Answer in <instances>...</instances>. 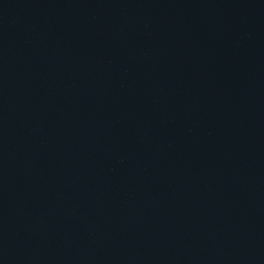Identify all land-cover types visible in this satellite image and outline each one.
Masks as SVG:
<instances>
[{"label":"water","instance_id":"water-1","mask_svg":"<svg viewBox=\"0 0 264 264\" xmlns=\"http://www.w3.org/2000/svg\"><path fill=\"white\" fill-rule=\"evenodd\" d=\"M0 264H264V0H0Z\"/></svg>","mask_w":264,"mask_h":264}]
</instances>
